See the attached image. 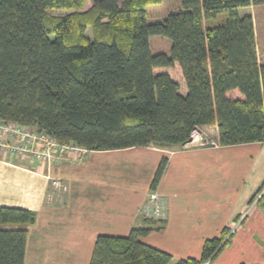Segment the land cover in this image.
Instances as JSON below:
<instances>
[{
    "label": "trees",
    "instance_id": "obj_1",
    "mask_svg": "<svg viewBox=\"0 0 264 264\" xmlns=\"http://www.w3.org/2000/svg\"><path fill=\"white\" fill-rule=\"evenodd\" d=\"M161 1L0 0V119L88 150L186 147L202 126L215 127L219 145L263 142L264 63L252 17L238 9L264 0H180V10L149 22L146 6ZM220 12L222 22L202 26ZM151 35L170 40L168 54L151 53ZM32 215L0 205V264L24 263ZM162 222L99 234L89 264H200L229 241L224 227L200 259L172 262L142 241Z\"/></svg>",
    "mask_w": 264,
    "mask_h": 264
},
{
    "label": "crops",
    "instance_id": "obj_2",
    "mask_svg": "<svg viewBox=\"0 0 264 264\" xmlns=\"http://www.w3.org/2000/svg\"><path fill=\"white\" fill-rule=\"evenodd\" d=\"M254 7L238 11L252 17L259 58ZM200 129L217 140L215 127ZM162 158L155 214L149 193ZM54 178L66 188L53 186ZM263 188L264 141L88 150L82 159L53 164L0 151V205L33 213L23 264H89L99 234L125 236L160 221L142 241L172 262L200 259L207 239L235 226L211 264H264Z\"/></svg>",
    "mask_w": 264,
    "mask_h": 264
},
{
    "label": "built area",
    "instance_id": "obj_3",
    "mask_svg": "<svg viewBox=\"0 0 264 264\" xmlns=\"http://www.w3.org/2000/svg\"><path fill=\"white\" fill-rule=\"evenodd\" d=\"M198 130L194 131L188 143L189 146L196 140ZM202 141L204 140L202 139ZM206 142L209 143L210 141L206 140ZM0 151L11 157L21 156L53 164L67 157L72 160L82 159L88 149L73 143L59 142L44 130H37L29 125L0 119ZM51 184L58 188H66L65 184L58 178L51 179ZM149 199L153 203L154 213L159 214L158 193L153 190L150 191ZM234 228L235 226L231 227L228 234H231ZM200 264H211V258L204 259Z\"/></svg>",
    "mask_w": 264,
    "mask_h": 264
},
{
    "label": "rangeland",
    "instance_id": "obj_4",
    "mask_svg": "<svg viewBox=\"0 0 264 264\" xmlns=\"http://www.w3.org/2000/svg\"><path fill=\"white\" fill-rule=\"evenodd\" d=\"M181 9L180 0H162L160 3L149 4L146 6V15L149 22H159L161 21L169 12H176ZM51 14L62 15L65 14V11L62 10H51ZM254 14L256 17V31L258 39V49L261 50L259 54V60L264 61V4L255 5ZM227 17L226 12L218 13L214 18L204 19L202 21L203 27H208L211 25H216L222 22ZM149 46L151 53L163 52L168 54L171 46V42L168 38L161 35H151L149 38ZM209 128H214L213 126H208ZM210 131V129H209ZM208 129L198 130L196 137L191 146H201V145H212L216 140H211L210 132ZM202 139L205 141H202ZM210 141L209 143L206 142ZM217 144V143H216ZM231 234H228L230 236ZM228 243V242H227ZM226 243V244H227Z\"/></svg>",
    "mask_w": 264,
    "mask_h": 264
},
{
    "label": "water",
    "instance_id": "obj_5",
    "mask_svg": "<svg viewBox=\"0 0 264 264\" xmlns=\"http://www.w3.org/2000/svg\"><path fill=\"white\" fill-rule=\"evenodd\" d=\"M30 221H31V222L33 221V217L30 218Z\"/></svg>",
    "mask_w": 264,
    "mask_h": 264
}]
</instances>
